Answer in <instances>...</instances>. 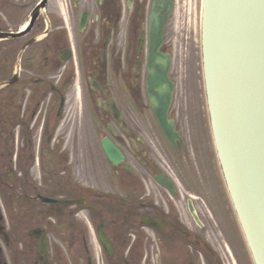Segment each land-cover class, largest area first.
Segmentation results:
<instances>
[{"label":"flooded vegetation","instance_id":"flooded-vegetation-1","mask_svg":"<svg viewBox=\"0 0 264 264\" xmlns=\"http://www.w3.org/2000/svg\"><path fill=\"white\" fill-rule=\"evenodd\" d=\"M151 2L0 0V264H225L200 133L179 127L175 89L173 142L149 105Z\"/></svg>","mask_w":264,"mask_h":264},{"label":"water","instance_id":"water-1","mask_svg":"<svg viewBox=\"0 0 264 264\" xmlns=\"http://www.w3.org/2000/svg\"><path fill=\"white\" fill-rule=\"evenodd\" d=\"M173 4L151 2L145 80L149 105L170 142L176 135L167 114L174 82L169 76L171 54L160 46ZM201 31L208 110L220 164L255 263L264 264V0H203ZM101 144L112 163L122 157L108 138Z\"/></svg>","mask_w":264,"mask_h":264},{"label":"rangeland","instance_id":"rangeland-1","mask_svg":"<svg viewBox=\"0 0 264 264\" xmlns=\"http://www.w3.org/2000/svg\"><path fill=\"white\" fill-rule=\"evenodd\" d=\"M201 9L202 0H174L173 10L165 26L163 47L172 54L170 75L175 82V98L181 102V105L173 113L178 119L179 127H182L189 140H196L197 133H200L199 138L203 143L201 145L199 139L198 142L202 147V152L210 160V162L208 161V169L210 167L214 175L216 192L222 204L221 210L224 211H222L223 219L230 226L226 227L232 232L233 241L229 243L224 232L218 229L221 226H216V224L212 228L210 227L211 230L209 229L208 233L211 234L212 231V234L216 236L218 248L221 244L219 251L222 253L225 264H253L245 243L243 244L240 239V235H242L241 232L239 234L240 228L238 229L231 216L233 210L231 201L227 196L224 182L213 156V143L209 130L203 84ZM137 120L141 124L151 122L155 126L154 119L149 115L146 117L145 114H138ZM99 155L102 157L101 152H99ZM207 173L210 174V171L208 170ZM90 175L88 181L91 183L94 180H92L93 175ZM223 238L227 240V247L232 251V256L227 254V248L223 246Z\"/></svg>","mask_w":264,"mask_h":264},{"label":"bare ground","instance_id":"bare-ground-1","mask_svg":"<svg viewBox=\"0 0 264 264\" xmlns=\"http://www.w3.org/2000/svg\"><path fill=\"white\" fill-rule=\"evenodd\" d=\"M202 3H203V0H202ZM201 30H202V18H201Z\"/></svg>","mask_w":264,"mask_h":264}]
</instances>
